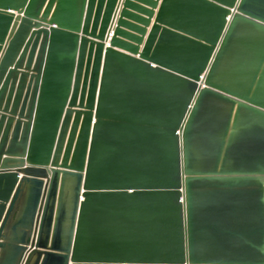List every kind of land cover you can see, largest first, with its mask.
Instances as JSON below:
<instances>
[{"label": "water", "instance_id": "95a60500", "mask_svg": "<svg viewBox=\"0 0 264 264\" xmlns=\"http://www.w3.org/2000/svg\"><path fill=\"white\" fill-rule=\"evenodd\" d=\"M159 2L0 0V264H264V0Z\"/></svg>", "mask_w": 264, "mask_h": 264}, {"label": "crops", "instance_id": "0c3cea01", "mask_svg": "<svg viewBox=\"0 0 264 264\" xmlns=\"http://www.w3.org/2000/svg\"><path fill=\"white\" fill-rule=\"evenodd\" d=\"M124 1H125V0H123V2H124ZM161 3H162V0H160V2H159V6L161 5ZM159 6L155 9L153 17H151V18L149 19V20H151V21H150L151 23H150V26L147 27V35H146L145 39L147 38V36H148V34L150 33V31H151L153 25L155 24V21H156V19H157V15H158V11H159ZM122 9H123V5L120 6L119 11H117V10H118V8H117V10H116V12H115V17H114V19L116 18V20H115V24H114L113 30L116 28V25H117V22H118V20H119V16H120V14H121ZM116 14H117V15H116ZM144 18L147 19L146 16H144ZM128 22H131V21L128 20ZM144 43H145V42H144ZM144 43H143V45L141 46V49H143V47H144ZM108 46H109V42L106 43V47H108Z\"/></svg>", "mask_w": 264, "mask_h": 264}]
</instances>
